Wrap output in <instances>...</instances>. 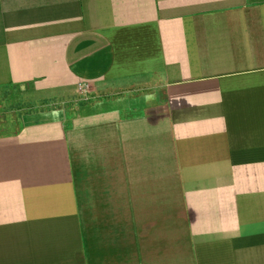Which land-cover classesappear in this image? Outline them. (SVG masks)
Listing matches in <instances>:
<instances>
[{"label": "crops", "instance_id": "crops-1", "mask_svg": "<svg viewBox=\"0 0 264 264\" xmlns=\"http://www.w3.org/2000/svg\"><path fill=\"white\" fill-rule=\"evenodd\" d=\"M8 87L123 98L0 137V264H264V0H0Z\"/></svg>", "mask_w": 264, "mask_h": 264}, {"label": "rangeland", "instance_id": "rangeland-1", "mask_svg": "<svg viewBox=\"0 0 264 264\" xmlns=\"http://www.w3.org/2000/svg\"><path fill=\"white\" fill-rule=\"evenodd\" d=\"M98 104L78 105L75 96L57 100L52 94L38 91L33 87H8L0 90V137L13 135L21 125L30 121L55 117V111L91 106L95 110L102 103H116L123 98L122 93L94 96ZM101 103V105H99Z\"/></svg>", "mask_w": 264, "mask_h": 264}, {"label": "built area", "instance_id": "built-area-1", "mask_svg": "<svg viewBox=\"0 0 264 264\" xmlns=\"http://www.w3.org/2000/svg\"><path fill=\"white\" fill-rule=\"evenodd\" d=\"M77 91L83 99H88L87 97L90 93V87L87 83H79L77 85Z\"/></svg>", "mask_w": 264, "mask_h": 264}]
</instances>
